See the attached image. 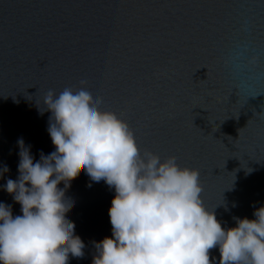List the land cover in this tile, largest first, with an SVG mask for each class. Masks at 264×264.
I'll return each instance as SVG.
<instances>
[{"label": "water", "instance_id": "obj_1", "mask_svg": "<svg viewBox=\"0 0 264 264\" xmlns=\"http://www.w3.org/2000/svg\"><path fill=\"white\" fill-rule=\"evenodd\" d=\"M82 82L141 153L199 172L222 227L264 204V0H0V202L14 216L2 186L17 177V139L37 160L54 151L37 107ZM66 195L86 245L69 264H91L93 242L111 236L113 192L81 168Z\"/></svg>", "mask_w": 264, "mask_h": 264}, {"label": "clouds", "instance_id": "obj_2", "mask_svg": "<svg viewBox=\"0 0 264 264\" xmlns=\"http://www.w3.org/2000/svg\"><path fill=\"white\" fill-rule=\"evenodd\" d=\"M87 87L49 90L40 114L49 113L47 132L54 151L39 159L18 138L17 177L2 190L20 206L0 202V264H69L86 247L67 215L74 201L66 189L83 168L91 182L112 190L111 236L93 242L91 264H264V204L252 219L233 217L222 227L215 209L204 207L196 169L176 158L141 153L127 123ZM0 167V179L8 173ZM62 185V186H61ZM87 186H91L88 184Z\"/></svg>", "mask_w": 264, "mask_h": 264}]
</instances>
